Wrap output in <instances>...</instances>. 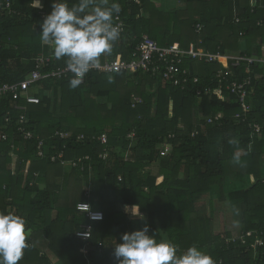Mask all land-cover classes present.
<instances>
[{
	"label": "trees",
	"instance_id": "trees-1",
	"mask_svg": "<svg viewBox=\"0 0 264 264\" xmlns=\"http://www.w3.org/2000/svg\"><path fill=\"white\" fill-rule=\"evenodd\" d=\"M47 1L43 10L49 14ZM179 1L180 10L165 11L156 0H140V4L117 0L126 35L101 62L117 57L130 60L143 35L161 47L188 49L195 44L211 53L229 56L239 51L238 55L260 59L248 74L253 87L247 122L236 118L242 113L236 95L224 89L220 95L204 94L207 88H219L218 70H229L231 79L248 77L246 64L235 68L231 60L185 59L182 67L199 79L198 84L190 81L185 91L142 71H93L76 89L69 87L72 76L35 83L29 94L38 97L39 104L0 97V212L23 217L28 235L29 246L18 264H52L51 255L61 264H118L115 245L122 242L123 234L145 224L149 233L168 236L178 246V254L195 245L215 262L264 264V248L255 251L227 243L232 236L264 228V134L254 138L249 128L251 122L264 127V0L253 12L248 0ZM13 2L21 16L0 11V85L27 79L41 54L52 58L47 70L65 68V61L56 59L40 41V10L32 8L31 0ZM236 17L241 23L236 24ZM197 24L204 27L199 34ZM133 96L142 103L134 107ZM17 104L26 109L16 110ZM218 114L223 118L217 124L207 122ZM21 115L34 134L31 141L17 130ZM60 132L69 136L62 138ZM132 132L136 136L129 139ZM102 135L107 136V145L98 140ZM233 138L238 144L229 143ZM166 146L170 151L162 156ZM105 151L108 157L100 158ZM60 153L63 158L53 162ZM234 155L238 163H233ZM247 176L255 181L245 184ZM84 183L92 184L89 197ZM213 194L238 214L241 229L223 235L213 231L215 200L211 199L210 215L198 212L199 202ZM82 201L104 214V221L94 224L90 242L76 236L90 222L77 210ZM99 243H103L101 251Z\"/></svg>",
	"mask_w": 264,
	"mask_h": 264
},
{
	"label": "clouds",
	"instance_id": "clouds-1",
	"mask_svg": "<svg viewBox=\"0 0 264 264\" xmlns=\"http://www.w3.org/2000/svg\"><path fill=\"white\" fill-rule=\"evenodd\" d=\"M32 8H41V0H31ZM121 12L117 0H53L51 11L40 22L38 36L43 45L51 48L54 57L65 61L72 74L69 87L76 89L83 77L101 66V58L111 54L121 38L115 18ZM238 144V140H229ZM239 157L233 156V163ZM92 219H102L96 213ZM147 224L141 229L125 233L114 247L118 264H215L213 258L193 245L183 253L171 242L149 235ZM86 235V234H85ZM26 221L12 213L0 212V264H18L27 243Z\"/></svg>",
	"mask_w": 264,
	"mask_h": 264
},
{
	"label": "built area",
	"instance_id": "built-area-1",
	"mask_svg": "<svg viewBox=\"0 0 264 264\" xmlns=\"http://www.w3.org/2000/svg\"><path fill=\"white\" fill-rule=\"evenodd\" d=\"M204 1L210 2L211 0ZM249 1L252 12L255 8L261 6L263 2V0ZM135 3L140 4V0H135ZM39 10L41 18L44 19V17L47 15L46 12L42 8H39ZM0 11L4 15L10 17L21 16V13L15 8L13 0H0ZM235 22L236 24L241 23V18L236 17ZM115 23L119 24L121 29V38L118 40L120 41L126 35L127 26L120 16H116ZM258 25H261V23H259ZM195 29L196 32L199 34L203 31L204 27L201 24H197L195 25ZM201 43L202 41H199V44ZM185 59L205 61L207 63H224L231 60L232 66L235 68L241 67L243 64H246L247 75L251 73V65L260 63L262 61L260 59L251 58L245 55H237L235 57H230L222 55L219 52L211 53L206 51L202 47H198L195 44H191L188 49H182L181 47L175 45L170 47H161L155 40L150 38L148 35H143L141 37V40L135 47L130 60H124L121 58H116L114 60L106 59L101 62V66L99 68H94L90 70L83 77L81 84L84 83L86 76L93 71L98 73L128 72L132 74L142 71L144 73L150 74L153 77H160L162 81L166 84L179 88L182 91H185L188 89L192 81L195 84L199 83V79L197 77L191 78L189 70L184 69L182 67ZM51 62L52 58L49 56L40 55L36 57L34 60L35 67L29 74L28 78L15 84L0 85V97L11 96L13 101L25 100L27 104H39L40 99L36 96H32L29 94V90L32 85L39 81H42L46 77L64 79L69 76H72V74L66 70V67L57 70H47ZM216 81H218L217 85L219 88L215 90L207 88L205 89L204 94L208 96L211 94L220 95L222 89H224L236 95L242 110V113L237 114L236 118L243 123L247 122L246 117L251 111L250 105L248 104V97L253 87V79L249 75L241 81L238 79H231V72L229 70H218L216 74ZM196 93L198 96H201L202 90L197 89ZM140 103H142V100L137 96H133V106L135 107L137 104ZM15 109L24 111L26 108L17 104L15 106ZM222 118L223 114L210 116L207 119V122L209 124H217V122H219ZM4 121L6 123L10 121L8 114L4 118ZM18 122V132L22 134V137L26 141H31L34 138V134L29 131L28 127L26 126L25 115H21L19 117ZM249 128L251 130V136L254 138H261L264 134V127L257 123H249ZM57 135L62 138H67L69 136L68 134L62 132L57 133ZM135 136V132H132L128 135V138L134 139ZM2 137L4 140L7 138L5 134H3ZM79 140H84V136H80ZM98 140L101 142L102 145H107L108 143V138L106 135L100 136ZM43 145L44 142L40 141L38 145V156L40 158L44 156L42 152ZM168 151H170V146H166V148L162 151L161 155L165 156ZM107 157L108 154L106 151L103 152V154H101L100 156V158L102 159H106ZM62 158L63 153H60L57 156H53L52 161L56 162L58 159ZM86 159L89 158L87 157ZM36 175H38V173H36ZM119 180L121 181V178H119ZM77 210L84 213L90 222L83 225L82 230L77 232L76 236L82 241L90 242L94 231V224L97 222L104 221V214L102 211L94 210L92 206L87 202L78 203ZM96 213L102 214V219H92V216ZM229 242H237L240 245L247 247V249H252L255 251L259 248H264V228L242 232L240 235L232 236L230 240L227 241V243ZM97 247V249L101 251L103 243H99ZM88 252V247L85 246L83 250L85 257ZM215 264L228 263L223 260H219L218 262H215Z\"/></svg>",
	"mask_w": 264,
	"mask_h": 264
},
{
	"label": "rangeland",
	"instance_id": "rangeland-1",
	"mask_svg": "<svg viewBox=\"0 0 264 264\" xmlns=\"http://www.w3.org/2000/svg\"><path fill=\"white\" fill-rule=\"evenodd\" d=\"M158 3L161 6V8H163L165 11H169L168 9H166L167 6L165 3H163V2H158ZM174 5H175L174 9H177V11L180 10L179 9L180 5L178 6L177 0H174ZM248 181L254 182L255 177L247 176L245 184H247ZM219 198H220L219 194H213V196H211L210 198H205V199L201 200L199 202L198 212L202 215H210L211 214V199L213 201L215 200V204H214V212L215 213L213 216L214 219L212 218L213 219V225H212L213 231L217 234L221 233L223 235L228 231L229 232H235V231L241 229L242 226H241L238 214L236 212H234V210L227 203L221 202L219 200ZM149 235L150 236L151 235L165 236L161 232L149 233ZM165 238L167 239V241H169L168 236H165ZM47 254H51V253H49V251H47ZM50 257L52 259V264L53 263L55 264L56 259L52 255Z\"/></svg>",
	"mask_w": 264,
	"mask_h": 264
},
{
	"label": "crops",
	"instance_id": "crops-1",
	"mask_svg": "<svg viewBox=\"0 0 264 264\" xmlns=\"http://www.w3.org/2000/svg\"><path fill=\"white\" fill-rule=\"evenodd\" d=\"M157 2H163V3H165L166 4V9H168V10H172V9H174L175 7V5H174V0H156ZM249 1V0H248ZM177 2H178V6L179 7H183V3L181 2V1H179V0H177ZM41 3H42V9L48 4V1L47 0H41ZM52 3H53V0H49V5H50V7H51V5H52ZM236 6V5H235ZM234 6V3H233V7H232V10L234 9V11H233V13H234V15H237V13H238V10H237V8ZM235 7V8H234ZM39 9V8H38ZM244 42H241V49L243 48V46H244V44H243ZM261 43H262V41H261ZM191 45V44H190ZM262 46H261V50H262V55H263V60H264V44H261ZM240 52L238 51V52H231V53H229V56L230 57H235V56H237L238 54H239ZM41 55H45V54H41ZM40 56V55H39ZM47 56V55H46ZM226 56H228V55H226ZM50 57V56H49ZM117 58H119V57H117ZM106 59H109V58H106ZM161 179H163V178H160V180ZM159 180V182H161ZM85 185L83 186L84 187V194H85V196H90L91 195V192H92V184L91 183H88V184H86V183H84ZM88 191V192H87ZM208 198V197H207ZM82 202H85V201H82ZM80 203V202H79ZM87 203H89V202H87ZM238 231V230H237ZM155 238L156 239H161V240H166L167 241V239L165 238V236H163L162 238L161 237H158V235H155ZM164 238V239H163ZM43 245V244H42ZM44 246V245H43ZM45 247V246H44ZM45 250H46V248H45ZM51 258V257H50ZM55 258V257H54ZM56 259V258H55ZM56 262H55V264H61V262L60 261H58L57 259L55 260ZM54 264V263H53Z\"/></svg>",
	"mask_w": 264,
	"mask_h": 264
}]
</instances>
